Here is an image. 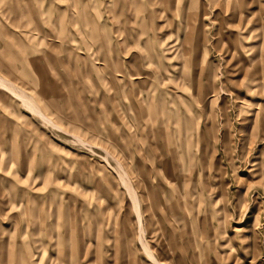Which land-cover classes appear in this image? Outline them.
I'll use <instances>...</instances> for the list:
<instances>
[{"label":"rangeland","instance_id":"1","mask_svg":"<svg viewBox=\"0 0 264 264\" xmlns=\"http://www.w3.org/2000/svg\"><path fill=\"white\" fill-rule=\"evenodd\" d=\"M168 1L192 5V0ZM196 1L204 6L205 41L218 40L219 47L210 46L209 54L204 51L192 67V61H186L185 77L174 76L180 83L199 68L193 88L178 89L169 79L157 84L153 101L171 104L169 129L179 154L171 162L173 178L165 192L150 189L158 199L155 209L161 210L147 211L148 184L135 166L141 158L148 163V142L133 139L147 149L121 150L113 131L119 120L108 98L99 104L102 91L94 92L84 80L75 98L60 84L58 100L51 106L38 97L28 63L29 76L22 71L18 81L56 127L22 111V170L6 153L0 155V202L7 201L0 216L3 247L16 243L23 249L22 236H29V245L36 247L33 237L24 234L31 229L37 239L52 236V243L40 248H46L40 264H53L56 257L68 264H146L127 195L116 183L115 170H122L135 188L143 238L157 260L264 264V0H214L211 7L208 0ZM27 33L29 40H37ZM64 69L69 73L68 65ZM65 108L76 113L79 125L57 112ZM119 110L125 120L128 111L123 106ZM92 120L103 124L90 127ZM128 128L134 133L133 126ZM73 136H80L84 145ZM168 204L174 210L164 209Z\"/></svg>","mask_w":264,"mask_h":264},{"label":"crops","instance_id":"2","mask_svg":"<svg viewBox=\"0 0 264 264\" xmlns=\"http://www.w3.org/2000/svg\"><path fill=\"white\" fill-rule=\"evenodd\" d=\"M123 1L126 5H123ZM191 4L195 5L186 2L179 7L168 0H0V77L23 90L18 79L22 78V71H25L24 76H29V63L38 87V97L51 106L58 100L60 84L67 86L68 92L74 94L75 98L84 80L94 92L110 93L109 96L102 94L98 102L100 104L108 98L112 105L114 115L119 120V126L113 123V131L121 150L147 149V146H138L133 139L146 141L144 144L148 142V163L145 165L141 158L135 164L142 174L141 181L148 184L150 205L147 211L161 210L155 209L158 199L154 196L155 191L152 193L150 189L157 187L164 193L165 185L173 178L172 166H163L167 141L170 149L174 150L173 160L179 158L176 141L172 140L169 129V122L172 123L173 118L169 112L171 104L164 100L153 101L156 99L157 84L169 79L177 82L176 88L179 89L184 80L182 78L179 83L174 76L180 74L185 77L187 67L201 61L204 51L208 55L210 46L215 49L219 47L218 40L205 41L202 2L192 0ZM27 32L37 35V40H29ZM186 61L192 62L188 66ZM178 62L181 65H177ZM67 65L69 73L64 69ZM152 65L154 69H149ZM135 70L140 74H134ZM198 70L188 76L194 78V86L199 82L196 79ZM124 71H129L131 76L124 75ZM159 74L161 80L154 82V76ZM206 80L209 85V78ZM31 97L38 105L37 100ZM120 106L128 111L125 120ZM22 107L14 97L0 89V155L6 153L10 163L14 159L19 171L22 170V111L30 115ZM154 108L151 118L146 114L136 117L139 111ZM160 109L164 114L159 115L160 122L154 125V118ZM57 112L79 125L75 112L68 108ZM180 120L174 119L177 126ZM101 124L103 122L93 120L89 123L90 127ZM124 126L127 127L126 131ZM129 126L134 127V133H130ZM178 131L180 133L179 127ZM178 138L182 147L183 138L179 135ZM184 138L187 139L186 135ZM16 139L18 141L14 146ZM154 158L158 160L156 165ZM187 158L185 156V160ZM118 171L125 179L123 171ZM116 178L117 185L124 189ZM13 195L9 194L8 198ZM6 204L7 201L0 202V210ZM127 205L134 215L129 199ZM164 209L172 211L174 207L168 204ZM173 220L176 223L177 219ZM114 221L117 222L118 218ZM183 233L184 230H180V234ZM178 239L181 240L180 237ZM114 247L118 248L117 245Z\"/></svg>","mask_w":264,"mask_h":264},{"label":"bare ground","instance_id":"3","mask_svg":"<svg viewBox=\"0 0 264 264\" xmlns=\"http://www.w3.org/2000/svg\"><path fill=\"white\" fill-rule=\"evenodd\" d=\"M200 3V1H198ZM204 2V1H203ZM123 5H126V2L123 1ZM214 5V0H208V7H211ZM206 6V5H205ZM245 6V5H244ZM236 48V47H235ZM134 74L138 75L140 74L137 70L134 71ZM158 74V73H157ZM124 75L130 77L131 73L129 71H124ZM220 75V74H219ZM221 76V75H220ZM161 75H155L153 80L154 82L160 81L161 80ZM195 80L194 78H188L186 81H183L182 86H188L189 88L194 87ZM198 83V82H197ZM0 89L4 90L8 95H10L12 98L14 97L17 102H19L25 110L34 117H37L43 124L45 125H51L52 127H56L41 111V109L38 107L36 104L35 100L28 94H26L23 90L16 88L13 84L7 82L5 79L0 77ZM139 100H142L141 98ZM154 109H147L143 111H139L138 115L136 117H141L144 114L147 115V117L151 118L152 117V111ZM164 114V111L160 109L159 113L155 116L153 124L157 125L159 121V115ZM192 117V116H191ZM166 123V121H164ZM199 123L197 122V127H199ZM154 136V134H152ZM76 140V143H79L84 145V143L80 140L79 137L73 136ZM190 141L193 139V134L189 136ZM215 139V137H214ZM154 140V138H153ZM225 141V139H224ZM86 146V145H85ZM165 146L167 147L166 150V157L163 161V166H167L168 164L171 165V162L173 161V155H174V150L171 148L169 142L167 141ZM105 163L107 166H111V164L105 159ZM153 163L156 165L158 164V160L156 158L153 159ZM106 167V166H105ZM156 168V167H155ZM114 169V167H113ZM115 170V169H114ZM115 173L117 174L118 180L121 183V185L124 187L125 192L127 194L128 199L131 202V210L134 213L135 221H136V226H137V232H138V242L140 244V247L143 251L144 254V259L146 264H164L161 262V260H157V258L152 254L150 251L147 242L143 238V225H142V213L139 207L138 199L136 192L134 191V188L131 184L128 183L124 179V177L118 173L115 170ZM168 177L166 176V179ZM260 182V181H259ZM160 184V183H159ZM261 184V183H260ZM3 210H0V214L2 215ZM33 225H37V220L33 217ZM27 227V225H25ZM28 233L30 236L33 237V242L35 243L36 247H32L29 245L31 243V239L29 236H22V239L25 237V239L22 241L23 243V249L17 247L16 243H13V246L10 247H3V244H0V264H40L41 259L39 257L41 256V252H45L46 248L40 249L43 245L51 244L52 242V236L49 235L48 233L45 234L44 239H37L36 234H34V231L29 229L25 231L24 234ZM27 246V249H26ZM81 248L79 249V251ZM47 264V263H46ZM53 264H68L65 260H63L61 263L58 260V257L53 259Z\"/></svg>","mask_w":264,"mask_h":264}]
</instances>
